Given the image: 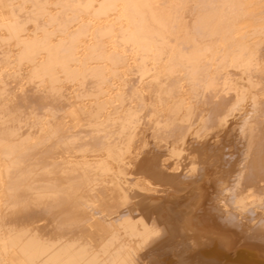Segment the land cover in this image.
Returning a JSON list of instances; mask_svg holds the SVG:
<instances>
[{
	"label": "bare ground",
	"instance_id": "bare-ground-1",
	"mask_svg": "<svg viewBox=\"0 0 264 264\" xmlns=\"http://www.w3.org/2000/svg\"><path fill=\"white\" fill-rule=\"evenodd\" d=\"M0 264H264V0H0Z\"/></svg>",
	"mask_w": 264,
	"mask_h": 264
}]
</instances>
